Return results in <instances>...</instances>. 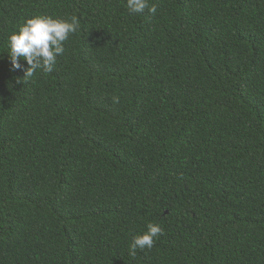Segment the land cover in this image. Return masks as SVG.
Here are the masks:
<instances>
[{
    "label": "trees",
    "instance_id": "1",
    "mask_svg": "<svg viewBox=\"0 0 264 264\" xmlns=\"http://www.w3.org/2000/svg\"><path fill=\"white\" fill-rule=\"evenodd\" d=\"M151 5L0 0V264H264V0ZM37 15L80 28L23 79Z\"/></svg>",
    "mask_w": 264,
    "mask_h": 264
},
{
    "label": "clouds",
    "instance_id": "2",
    "mask_svg": "<svg viewBox=\"0 0 264 264\" xmlns=\"http://www.w3.org/2000/svg\"><path fill=\"white\" fill-rule=\"evenodd\" d=\"M130 14H140L146 9L149 13L156 12V6H149V0H126ZM80 28L76 16L68 20L51 16H33L19 26L8 37V57L12 70H23V79L33 77L37 70L44 73L53 71L57 58L65 52L64 42ZM23 58L28 67L24 68L19 62ZM163 229L158 224L149 223L147 231L133 237L129 245V256L135 257L137 249H151L155 238L162 234Z\"/></svg>",
    "mask_w": 264,
    "mask_h": 264
}]
</instances>
